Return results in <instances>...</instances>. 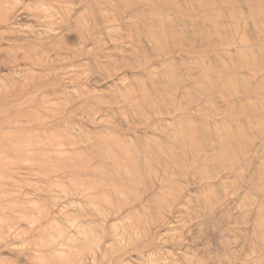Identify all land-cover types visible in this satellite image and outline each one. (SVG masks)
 I'll return each mask as SVG.
<instances>
[{
    "label": "clouds",
    "instance_id": "9594fccd",
    "mask_svg": "<svg viewBox=\"0 0 264 264\" xmlns=\"http://www.w3.org/2000/svg\"><path fill=\"white\" fill-rule=\"evenodd\" d=\"M19 6L20 0H0V14ZM206 7L204 0H53L35 9L42 14L39 27L25 26L31 44L0 47L6 53L0 58L4 96L41 79L64 89L54 103L41 98L44 115L33 121L59 127L18 161L39 168L35 176L49 181L33 192L50 194L49 214L63 204L59 234L42 223L47 215L33 218L31 197L5 204L0 218V243L27 252L26 264H181L167 245L188 242L193 218L190 210L175 217L173 211L181 201L190 203L193 185L213 178L209 157L219 141L200 129L211 111L204 99L211 83L187 75L207 45L185 38L179 18L173 23L169 13L193 15ZM74 9L80 11L73 15ZM239 20L245 22L243 14ZM129 22L133 30L125 31L121 25ZM70 32L79 34L75 45L63 39ZM101 54L95 69L71 65ZM24 60L30 63L21 66ZM42 64L51 67L43 77L36 72ZM109 80L108 89H99Z\"/></svg>",
    "mask_w": 264,
    "mask_h": 264
},
{
    "label": "rangeland",
    "instance_id": "374dc122",
    "mask_svg": "<svg viewBox=\"0 0 264 264\" xmlns=\"http://www.w3.org/2000/svg\"><path fill=\"white\" fill-rule=\"evenodd\" d=\"M11 2L15 4V0ZM52 2L20 0V6L14 11L0 14V33L4 34L0 47L31 44L33 34L25 26L39 27L38 17L42 14L35 9ZM64 2L71 3L72 0ZM204 3L208 7L200 13L188 15L175 11L169 15L173 17V23L179 18L185 38L207 45L199 59L189 67L187 75L201 80L207 78L211 83L204 96L211 111L201 118L200 129L202 135L211 136L219 143H214L209 157L212 161L209 173L213 178L193 185L189 190L192 193L188 196L190 203L181 201V207L173 211L175 217L190 210L193 222L187 231L191 236L185 237L187 243L174 242L167 245V249L181 264H264V4L261 0H204ZM54 6L60 11L59 4ZM79 11L74 9L73 15ZM241 14L245 19L243 24L239 20ZM121 27L125 31L133 30L130 22ZM56 32L59 33L58 28ZM105 36L107 38V34ZM63 39L69 45H75L79 34L70 32ZM5 55L0 52V58ZM37 55L41 56L40 53ZM117 56L119 58V54ZM81 62L95 69L103 63V56L81 58L72 61L71 65L78 66ZM20 63L23 66L30 61ZM2 70L7 71V67ZM50 70L49 65L42 64L36 72L43 77ZM168 71L162 69L165 75ZM128 75L132 77L131 70ZM112 83L109 80L98 87L106 90ZM47 84V80L41 79L26 85L15 95L0 93V218L4 216L5 204L11 207L31 197L35 205L33 218L47 215L48 220H42V223L52 224L53 235H58L55 225H63L65 217L59 215L63 204L49 214L46 204L52 200L50 194L40 191L33 196L39 186L47 185L49 181L35 176L39 168L18 162L25 158L24 153L36 140H44L59 127L54 122L33 123L44 115L41 98L54 103L55 98L63 94V88L46 87ZM3 87L0 84V88ZM34 95L35 102L29 103ZM20 133L23 134L18 135ZM56 147L63 150L62 145ZM84 178L83 175L80 177ZM27 184L33 187H27ZM146 207L154 209L153 202L149 201ZM8 216L12 218L11 211ZM27 226L26 222L20 225L21 228ZM13 243L18 245L20 242ZM20 253L21 249L11 243H0V264H26L29 254Z\"/></svg>",
    "mask_w": 264,
    "mask_h": 264
}]
</instances>
